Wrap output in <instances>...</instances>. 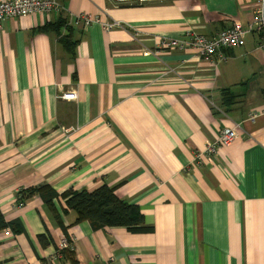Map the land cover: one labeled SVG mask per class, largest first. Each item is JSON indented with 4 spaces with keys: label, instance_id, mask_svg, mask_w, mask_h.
Instances as JSON below:
<instances>
[{
    "label": "crops",
    "instance_id": "obj_1",
    "mask_svg": "<svg viewBox=\"0 0 264 264\" xmlns=\"http://www.w3.org/2000/svg\"><path fill=\"white\" fill-rule=\"evenodd\" d=\"M56 1L58 13L1 22L0 209L22 230L0 231V264H264L258 35H245L225 60L159 44L188 30L212 37L234 22L245 26L255 0ZM80 13L100 22H74ZM62 19L67 26L57 31L43 28ZM111 21L122 26L104 30ZM67 27L71 54L60 41ZM69 90L74 101L58 98ZM224 127L236 137L196 162ZM40 184L57 193L114 187L152 232L72 224L74 212L63 215L55 200L63 232L36 195L15 201ZM62 238L74 263L58 250Z\"/></svg>",
    "mask_w": 264,
    "mask_h": 264
},
{
    "label": "trees",
    "instance_id": "obj_2",
    "mask_svg": "<svg viewBox=\"0 0 264 264\" xmlns=\"http://www.w3.org/2000/svg\"><path fill=\"white\" fill-rule=\"evenodd\" d=\"M133 3L138 4V2ZM62 25L67 26L66 20L62 19L51 25L46 24L43 28H50L53 31H57ZM67 28V34L61 36L60 41L67 53L71 54L75 41L71 39L70 28ZM224 101L228 102L229 99H224ZM34 195L40 198L63 232H65L67 226L63 225V221L55 209V200L63 201L65 206L62 210L63 215L68 211L74 212L75 218L72 224L87 221L92 229L125 227L133 233L152 232V227L144 224L143 215L138 206L120 199L115 194L114 187H110L106 184H102L91 191L68 188L61 193H57L48 184H40L34 187L20 189L16 193L15 201L19 206ZM4 229H9L15 233L21 231L22 226L17 220L6 221L0 209V231ZM38 239L42 245L48 243L44 235H39ZM70 249L71 248H65L59 252L64 259H67L70 263H74L75 259Z\"/></svg>",
    "mask_w": 264,
    "mask_h": 264
},
{
    "label": "built area",
    "instance_id": "obj_3",
    "mask_svg": "<svg viewBox=\"0 0 264 264\" xmlns=\"http://www.w3.org/2000/svg\"><path fill=\"white\" fill-rule=\"evenodd\" d=\"M61 10L60 4L56 0H0V29L1 22L8 18H20L37 14L58 13ZM253 21L245 26L239 22H234L231 26L220 30L215 36L206 37L193 31H187L184 39L161 41L162 47L177 45L178 47H193L200 57L209 59L213 56L221 60L226 59V50L237 48L244 44L245 35L256 32L259 39V47L264 50V0H255L253 7ZM74 22H80L87 26L92 22H100L99 18L86 13L77 14ZM104 30L114 27H121L122 23L111 21L101 23ZM58 98L68 101L76 99V91L69 90L61 93ZM254 117V114L250 115ZM236 137L234 127L222 128L216 138L205 144L203 151L197 152L195 161L201 162L204 159L215 156L216 150L220 146L228 145ZM7 232L9 229H5ZM71 242L67 238H62L58 250L71 248Z\"/></svg>",
    "mask_w": 264,
    "mask_h": 264
},
{
    "label": "rangeland",
    "instance_id": "obj_4",
    "mask_svg": "<svg viewBox=\"0 0 264 264\" xmlns=\"http://www.w3.org/2000/svg\"><path fill=\"white\" fill-rule=\"evenodd\" d=\"M113 2L116 3H133V2H138V3H159L160 1H165V0H112Z\"/></svg>",
    "mask_w": 264,
    "mask_h": 264
}]
</instances>
